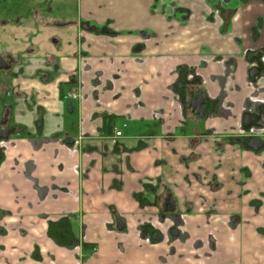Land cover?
<instances>
[{
    "label": "crops",
    "instance_id": "1",
    "mask_svg": "<svg viewBox=\"0 0 264 264\" xmlns=\"http://www.w3.org/2000/svg\"><path fill=\"white\" fill-rule=\"evenodd\" d=\"M56 4L75 13L59 24L75 29V58L56 60L80 98L60 106L51 90L37 143L10 141L0 264H264V147L227 137L256 100L264 122V77L250 83L245 58L264 53V0ZM183 67L209 100L223 93L205 119L183 116L171 86Z\"/></svg>",
    "mask_w": 264,
    "mask_h": 264
},
{
    "label": "flooded vegetation",
    "instance_id": "2",
    "mask_svg": "<svg viewBox=\"0 0 264 264\" xmlns=\"http://www.w3.org/2000/svg\"><path fill=\"white\" fill-rule=\"evenodd\" d=\"M5 1L0 0V172L11 139L31 137L33 140H37L35 135L31 133V128H41L42 122L39 119L46 112L42 99L48 94L50 95L51 90L54 92L56 103L60 106L65 103H74L80 98L78 81L74 75H70L67 80H62L56 57L49 54L52 60L47 62L48 54L38 56L36 54L37 49L32 45L30 36L25 35L26 37L21 39V36L14 35L13 27L12 30L7 27V19L3 16L11 14L8 13L11 11V5L4 4ZM21 3V6L17 5L16 7L15 5L14 8L20 10L25 7L22 1ZM14 20L17 21V19ZM248 55L251 57L249 58ZM263 56L264 53L261 49L245 52L246 61L250 65L247 72V79L250 83L255 84L264 77ZM34 58L38 59L36 63L31 61ZM187 73V68L180 69L179 78L171 85L172 89L179 98L182 113L186 120L192 117L197 120L205 119L213 114L217 106L221 104L224 97L223 93L215 99L209 100L202 84L197 79H187ZM250 75H253L252 79L249 78ZM65 81L72 82L69 88H64L63 82ZM221 84H223V81ZM179 90L183 96H181ZM254 103H250L249 110H245L238 132L227 136L247 149H253L247 146V142L251 139H258L264 143L262 140L264 122L261 120L262 112L260 111L262 102L256 100ZM122 126L125 127L126 124L123 123ZM102 130H104L103 127ZM116 131H119L118 135ZM211 133L212 131L205 130L203 134ZM114 134L121 136L122 131L115 130ZM263 147L264 144L260 148ZM24 166L25 175L28 177L33 170V166L30 161H27ZM39 191L43 192L45 190L39 189Z\"/></svg>",
    "mask_w": 264,
    "mask_h": 264
},
{
    "label": "rangeland",
    "instance_id": "3",
    "mask_svg": "<svg viewBox=\"0 0 264 264\" xmlns=\"http://www.w3.org/2000/svg\"><path fill=\"white\" fill-rule=\"evenodd\" d=\"M20 1L23 0H6L4 3L7 5H11V11L8 12L11 14L9 15L6 14L3 17L7 19V25H8L7 27H9V29L13 27L14 35L21 36V39H24V37H26L24 32L22 31V27L15 28L17 24L14 19H17L16 14H19L21 15L20 17L21 22L27 25L26 34L27 35L29 34L33 37L32 42L36 46L37 49L36 54L38 56H42L47 53L48 55L50 54L56 58H59L62 57V55L64 54V56L68 57L69 59L71 60L74 59L75 58L74 51L76 48L75 29L73 27H69L65 29L64 27L59 26V24L63 20H68L72 18L75 15L74 11H71L69 13H63L62 10L60 9V6L58 5L59 8L58 7L57 9L53 8L49 12L48 9H46L47 8L46 4L49 2V0H46L43 3H38V1L32 0L29 1L27 5H25V7H23L22 9L18 10L16 8L15 10L14 6L16 4L21 6L22 3ZM57 1L58 0H50V2H52L56 6H57L56 4ZM38 5L39 6L41 5L40 13L42 16L46 17L48 24H40L39 26H36L33 19L31 18V13L30 11L28 12L27 9L36 7ZM71 7H72L71 10L75 9L76 7L75 3H72ZM58 39H61V41H59ZM146 42L147 39H143L141 43L142 45L145 46ZM71 65L73 64L70 62L69 66L67 67H70ZM39 120L42 122V118ZM40 129H35L32 127L31 133L35 135L36 138H39V136L41 135Z\"/></svg>",
    "mask_w": 264,
    "mask_h": 264
},
{
    "label": "water",
    "instance_id": "4",
    "mask_svg": "<svg viewBox=\"0 0 264 264\" xmlns=\"http://www.w3.org/2000/svg\"><path fill=\"white\" fill-rule=\"evenodd\" d=\"M200 108V106H199ZM263 142L259 141L258 139H251L250 141L247 142V146L253 149H259L260 147L263 146Z\"/></svg>",
    "mask_w": 264,
    "mask_h": 264
},
{
    "label": "trees",
    "instance_id": "5",
    "mask_svg": "<svg viewBox=\"0 0 264 264\" xmlns=\"http://www.w3.org/2000/svg\"><path fill=\"white\" fill-rule=\"evenodd\" d=\"M248 56H249V58L251 57L250 55H248ZM261 66H262V65H261ZM263 66H264V65H263ZM180 69H181V68H180ZM254 77H255V76H254ZM249 78L252 79V78H253V75H250ZM74 83H75V82H74ZM71 84H72L71 81H65V82H63V86H64V88H65V87H68V88H69V87L71 86ZM179 93L181 94V96H183L180 90H179ZM183 105H184V103H183ZM184 107L186 108L185 105H184ZM104 120H105V121H104V124H106V120H107V119L105 118ZM230 139H232V138H230Z\"/></svg>",
    "mask_w": 264,
    "mask_h": 264
},
{
    "label": "built area",
    "instance_id": "6",
    "mask_svg": "<svg viewBox=\"0 0 264 264\" xmlns=\"http://www.w3.org/2000/svg\"><path fill=\"white\" fill-rule=\"evenodd\" d=\"M116 134L118 135L119 134V131H116Z\"/></svg>",
    "mask_w": 264,
    "mask_h": 264
}]
</instances>
